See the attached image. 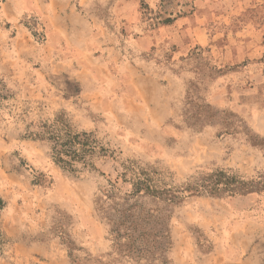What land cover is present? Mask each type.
Instances as JSON below:
<instances>
[{
  "label": "rangeland",
  "instance_id": "obj_1",
  "mask_svg": "<svg viewBox=\"0 0 264 264\" xmlns=\"http://www.w3.org/2000/svg\"><path fill=\"white\" fill-rule=\"evenodd\" d=\"M2 1L0 264L106 256L94 196L121 160L153 165L160 184L213 169L264 176V143L245 135L264 138V0H53L50 15L13 20L23 1ZM202 102L217 118L187 124L183 113ZM59 111L114 157L74 173L54 164L46 141L24 136ZM224 111L241 120L227 132ZM170 227L171 264H264V190L188 197ZM66 237L83 249L72 250L78 263Z\"/></svg>",
  "mask_w": 264,
  "mask_h": 264
},
{
  "label": "trees",
  "instance_id": "obj_2",
  "mask_svg": "<svg viewBox=\"0 0 264 264\" xmlns=\"http://www.w3.org/2000/svg\"><path fill=\"white\" fill-rule=\"evenodd\" d=\"M171 19L163 18L162 22L169 23ZM38 26V23L32 25L33 32L44 36L42 28ZM191 106L192 112L187 110L183 113V120L187 124L204 125L217 118V111H213L205 102L197 104L196 108L193 104ZM223 116L231 118L222 121L225 132L234 122H241L233 113L224 111ZM243 129L246 130L245 125ZM248 134L251 144L264 143V138L246 130L245 135ZM24 137L46 141L53 163L72 173L95 168L98 158L114 157L94 132L73 130L64 111H59L52 121H40L33 130L27 128ZM115 172L116 181L107 180V184L99 188L94 196V208L106 225L109 242L103 258L93 259L90 254L83 258L87 262L93 260L94 264H171L169 253L173 241L170 220L174 209L186 198L202 195L217 198L243 196L264 190V176L243 178L224 169L201 172L178 184H160V172L153 165H142L129 158L119 161ZM118 181L128 185V189L121 190ZM4 206L5 201L0 196V211ZM63 242L69 250V257L78 263L79 259L72 258V250L83 249L70 238H63ZM3 243L4 236L0 229V253Z\"/></svg>",
  "mask_w": 264,
  "mask_h": 264
},
{
  "label": "crops",
  "instance_id": "obj_3",
  "mask_svg": "<svg viewBox=\"0 0 264 264\" xmlns=\"http://www.w3.org/2000/svg\"><path fill=\"white\" fill-rule=\"evenodd\" d=\"M22 1H23V4H21L20 10H18V7L16 6V12L19 15L16 14V15H14V17L11 16L9 19H11V20L18 19L19 17L23 16L24 14H28L31 12H38L41 14H43L42 12H44V13H47L50 15L49 6L53 2V0H50L48 3H47V0H45V1L42 0L41 2L38 0H29L30 1L29 4L25 3V0H22ZM35 1H37V3ZM6 4H7V0H3L1 3L2 6L3 5L5 6ZM16 5H18V4L16 3ZM52 29H54V28H52Z\"/></svg>",
  "mask_w": 264,
  "mask_h": 264
}]
</instances>
